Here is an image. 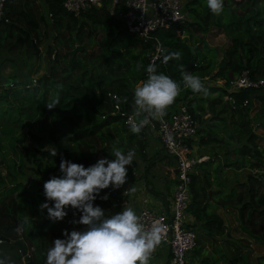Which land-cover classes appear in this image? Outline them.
<instances>
[{"label":"trees","instance_id":"trees-1","mask_svg":"<svg viewBox=\"0 0 264 264\" xmlns=\"http://www.w3.org/2000/svg\"><path fill=\"white\" fill-rule=\"evenodd\" d=\"M42 5L45 12L38 8L34 0H6L4 10L9 21L0 23V50L8 51L7 57H2L0 63L5 59L15 61L9 55L11 52L17 51L20 59L22 55L33 53L32 43L40 45V42L50 41L44 45L47 72L36 80V86L32 85L30 77L19 72L17 77L3 78L0 89V102L20 107L25 105L22 100L26 103L38 100L48 116L46 128L40 127L37 131L28 129L32 144L26 143L19 148V162L15 163L10 157L3 158L4 172L0 174V183L17 184L0 198V257H10L15 264H45L52 241L63 239L65 230L80 231L81 224L74 223L79 219L72 217L77 210L68 207L66 217L53 222L47 218V210L41 211L39 208L45 202L52 205L44 196L43 185L54 176L60 177L56 169L61 158L87 168L99 160L98 154L105 158L112 157L115 146L125 153L134 150L136 157L147 162L146 128L134 134L124 121L125 115L134 112L135 84L138 80L145 81L147 75L143 68L141 72L133 69L123 46L126 47V43L128 46L139 44V51L144 52L142 64L146 67L151 42L126 32L120 21L103 6L90 7L79 15H73L62 7L61 0H42ZM184 7L188 20L155 31L161 46L167 49L165 55L177 51L181 53L179 61L169 60L165 63L155 60L153 63L158 74L163 73L181 82L179 66L193 59L191 71L207 69L212 78L226 81L246 68L250 76L264 79V69H261L264 60V0H224V11L220 16L210 12L206 0H187ZM197 32L201 36L195 35ZM204 32L224 33L229 37V44L219 60L215 61L213 55H205L211 54L207 49L200 53L199 63L194 61L199 50L194 46L190 51L189 46L201 41ZM202 46H206L203 41ZM213 63L215 65L211 66ZM5 79H8L7 83ZM220 87L222 89L217 90V96L209 97L197 95L181 83L180 94L164 117L169 116L178 102H185L192 117L201 120L204 106L199 103L206 101L210 115L202 119L205 127L195 132L199 134V142L222 143L226 146L225 155H232L237 167L263 166L264 147L258 145V134L253 131L250 122L256 121L264 127V107L247 118L245 107L240 102L246 98V103L250 104L252 97H259L264 83L257 88H240L228 93ZM223 94L233 96L236 103L233 108L223 101ZM57 97L59 103L49 108L47 104ZM214 125L221 128L223 136L217 137ZM54 149L57 155L53 157L50 152ZM246 172L245 181L237 182L227 198L237 206L244 229L258 237L260 244H264V183L259 175L249 170ZM205 173L201 177L203 184L207 183L209 172ZM27 176L34 178L37 187H25ZM198 177L192 173V195L187 208L194 221L200 224V228H195V222L191 223L196 243L199 240L198 230L217 234L222 229L218 214L208 211L205 188L202 184L194 185ZM19 179H24V182ZM120 191L109 187L101 190L96 199L102 200L100 197L107 195V200L111 201L119 197ZM17 239L24 244L27 261L20 254ZM201 261L202 264L221 262L210 263L207 256Z\"/></svg>","mask_w":264,"mask_h":264},{"label":"clouds","instance_id":"clouds-1","mask_svg":"<svg viewBox=\"0 0 264 264\" xmlns=\"http://www.w3.org/2000/svg\"><path fill=\"white\" fill-rule=\"evenodd\" d=\"M206 6L213 15L220 16L224 11V0H206ZM160 52L165 63L181 59L179 51L165 55L167 49L161 46ZM179 67L181 82L163 73L158 74L155 63L146 67L137 65V70L143 68L146 71L147 79L134 89L131 132L139 134L152 120L162 119L180 94L181 83L193 93L209 94L199 76L192 75L185 65ZM58 103L59 97L47 106L52 108ZM50 155H57L55 149ZM112 156V160L102 158L87 168L61 158L59 170L62 176H54L44 183V196L52 205L45 202L39 208L41 211L47 210V218L53 222L62 221L67 215L66 209L71 207L81 213L74 223L86 226L84 231L65 230L63 239L52 241L45 264H149L167 226L154 222L150 228H145L141 217L132 207H124L119 213L106 216L104 209L93 204L101 190L110 186L118 189L127 182L126 166L133 164L136 153L134 150L125 153L116 148ZM128 191L135 193L137 189L133 187ZM100 198L107 200L108 196ZM0 264L15 262L4 256L0 257Z\"/></svg>","mask_w":264,"mask_h":264},{"label":"built area","instance_id":"built-area-1","mask_svg":"<svg viewBox=\"0 0 264 264\" xmlns=\"http://www.w3.org/2000/svg\"><path fill=\"white\" fill-rule=\"evenodd\" d=\"M187 0H61L62 7L73 15H79L90 7L103 6L108 12L121 23L122 28L144 41L151 42V50L148 52V62L155 60L163 62V55L160 52L161 43L155 34L156 30L167 29L174 23H184L188 15L184 4ZM6 0H0V23L8 22L4 6ZM147 75V73H146ZM262 77H252L248 69H241L236 75L228 80H222V87L228 92L237 91L240 88L262 86ZM226 102L233 108L236 103L231 94L224 95ZM244 98L240 105L246 104ZM117 106L115 105V108ZM133 114L124 116V121L130 125ZM148 132H153L159 140L162 150L172 156L173 167L170 169L172 182V193L169 202L163 208L156 210L146 206L148 200L142 198V206L136 212L141 217V223L145 228H150L154 222L166 225L165 234L156 251L166 248V264H202L193 262L189 253L195 248L196 235L191 228L193 215L187 210L191 202L190 182L194 167L204 159L205 156H195L191 152V142L196 132V120L188 111L185 102H178L174 110L167 117L154 119L147 126ZM59 176L62 173L59 166L56 169ZM253 174L259 175L264 183V166L249 168ZM129 191L124 187L119 197L114 200L93 201L94 206L105 210V215L119 213L128 203ZM78 211L72 217L80 218Z\"/></svg>","mask_w":264,"mask_h":264},{"label":"rangeland","instance_id":"rangeland-1","mask_svg":"<svg viewBox=\"0 0 264 264\" xmlns=\"http://www.w3.org/2000/svg\"><path fill=\"white\" fill-rule=\"evenodd\" d=\"M34 2L38 6V2H36L35 0ZM39 3H40V7L38 6V8L41 11H44L42 10L44 8L40 0ZM187 3L190 5L189 2ZM197 34L201 36V33L197 32L195 35ZM202 41L206 44V46L201 47ZM46 43H50V41L40 42V45L34 44L36 47H38V51L36 54H34V52L28 53L24 56L23 55L20 56L19 59V55L17 51H14L11 52L9 55H11V58L15 59V61L7 60V59L2 60V62L0 63V89L2 87L3 78L9 76L17 77V75H19V72L22 74H26L27 77H30L32 85L36 86V84H38L36 80L42 78V76L47 72V58H46V54L44 53L45 50L44 45ZM228 44H229V37L226 34L219 33L218 35H214L204 32L202 33V40L196 41L195 44L192 45L193 48L195 46L198 47L199 50L195 55L194 61L199 63L200 53L205 52L207 49L208 52L211 54H205V55H213L215 61L219 60L222 53L224 52V48L227 47ZM125 46L126 47L123 46L124 53L131 60L133 69H135L137 72H141L142 68L140 70H137V65H143L141 56L144 54V52L139 51V44L128 46V44L126 43ZM7 52L8 51L1 49L0 59L2 57H7ZM213 65H215V63H213L211 66ZM192 67L193 65L189 64L187 70L190 71L192 75L195 76L201 75L199 77L201 78L202 82L208 89L209 94L211 92L217 91L219 88L222 89L220 87L222 86L221 79L210 77L208 75L209 71L207 69H200V70L193 69L195 71L193 70L191 71ZM215 68L216 67H214L212 71ZM261 69H264V60L261 64ZM257 75L260 76V73H258ZM140 83L141 81L138 80V82L135 85L138 86ZM32 85H30L29 88ZM38 91L40 92V89ZM209 94L207 96H209ZM258 94L259 97H252L250 99L249 101L250 104L246 103L247 105L246 104H244L245 106L243 105V108L245 107V110L247 112V118H250L251 115L253 114L256 115L260 111V109L264 107V87L259 91ZM197 95H203V94L197 93ZM22 102L25 105L20 107L18 105L17 107L13 103L0 102V174H3L4 172L3 158L10 157L15 160V163L19 162L20 161L19 148L26 143L32 144L29 139V134L27 132L28 129L30 128L31 130L37 131L40 129V127L46 128L48 126L47 124L48 116L47 114H45L44 110L41 109L44 107L43 106L40 107L38 100H33L30 103H26L25 100H22ZM202 105L208 108L206 101H203ZM250 123H251V127L253 128V131L257 132L261 136L256 139L258 145L264 147V127L261 126L256 121L251 120ZM152 135L147 133V135L144 136L146 147L147 146L149 147V150L147 151V155L153 154V151H155V149L157 148L158 151L160 149L159 140L154 139L153 137L154 135L153 136ZM64 143L65 142H63V144ZM114 148L116 149L115 146ZM102 158L105 157L98 154V159H102ZM107 159L112 160L114 159V157L112 156ZM157 164L160 165L161 167L155 165V168L157 172L161 174L163 169L162 167L163 164L162 163H157ZM126 167L128 173H130V171L133 169L132 165ZM200 168H201L200 173H198L199 177H202V174L206 175L205 171H208L209 172L208 178H211L213 182L217 181V174H216L217 171H215V166L213 165L209 166V164H202ZM147 178H148V173H147ZM19 181L24 182V179H19ZM198 182L201 183V180H199ZM16 184L17 183H14L13 186L9 183H5V184L0 183V198H2V195L5 192H7V190L13 189L16 186ZM3 185H5L8 188H6L5 186L2 187ZM24 185L27 188L37 187V183L34 181V178H31L30 176H27V180L25 181ZM167 186H168V193L166 192V196H167L166 198L169 202L172 193V182L170 180L167 181ZM150 202L151 201L148 200L147 202H145V205L152 207L156 210H159L158 203L151 204ZM244 226L245 225L243 223L242 225L243 228H241L240 225L233 230L227 228L226 229V233L228 235L227 240H214L210 237L209 238L211 240H207L208 239L207 237L204 240L203 236L202 235L199 236L197 233L198 238H200L201 240H198L195 245V248L192 251H190L189 253L190 260L193 262H202L201 259L207 256L210 263L211 262L217 263V261L220 260L222 264H264V244L262 243L260 244V240L258 239V237L251 235L249 232H247L244 229ZM75 230L79 231L77 229ZM195 256L198 257L199 260H195L194 259Z\"/></svg>","mask_w":264,"mask_h":264},{"label":"crops","instance_id":"crops-1","mask_svg":"<svg viewBox=\"0 0 264 264\" xmlns=\"http://www.w3.org/2000/svg\"><path fill=\"white\" fill-rule=\"evenodd\" d=\"M35 1L38 2V6L40 7L39 0H35ZM40 1L42 4V0ZM214 35H218V34L214 33ZM217 95H218L217 91H214L209 94V97H215ZM222 98L224 101L225 100L224 94L222 95ZM193 104L196 105V102H193ZM199 104H203V102H200ZM204 110H205L204 112L206 113L204 112L202 113L201 120L195 119L196 130L204 126L202 119L207 118L210 115V112L206 106H204ZM213 129L215 130L217 137H221L224 135L223 132L221 131V128H219V126L214 125ZM148 134L150 135L153 134L154 136L153 135L152 136L154 137V139H157L153 132H148ZM258 137L261 136L258 134ZM225 148L226 146L219 142H210L206 144L200 143L198 133L194 135V138L191 142L192 154L195 156H200V155L205 156L204 159L201 160L199 163H197L196 166L194 167V173H196L198 176L202 164H209V166L213 165L215 166V171H217L216 182H213L211 178H208L207 183L203 184L202 178L198 177L196 180V184H194L196 187L199 186L200 184L203 185L207 193L208 211H213L217 213L222 221L221 230L223 231H219L217 234L215 233L209 234L207 233L206 230L203 231L198 230V235L199 236L202 235L204 240L206 237L208 238L207 240H211L210 238H216L217 240H227L228 237L226 233L227 228L233 230L236 229L239 225L241 226V228H243L242 227L243 224L241 223V220L238 216L237 206L230 202V199L227 198V195L231 191V188L237 186V182L245 181L247 174L246 170H249V168L237 167V165L233 163V156L225 155ZM148 150L149 147L148 146L145 147V158H147V162L140 160V158L135 156V160L132 164L133 169L130 171V173L127 174V182L120 188L121 190L124 187H127L128 189L135 187L137 189L135 193L129 192L128 203L125 206V207H132L136 212L142 206V200H141L142 198H146L147 200L151 201L150 202L151 204L158 203L159 208H163L166 202H168L166 198L167 197L166 192L168 193L167 181L168 180L171 181L170 169L173 167L174 164L173 158L172 156L166 154L162 150L161 145L159 151L157 148L155 149V151H153V154L147 155ZM157 163L163 164L162 166L163 169L161 174H159L155 168V165L161 167ZM146 164H147V169L144 170ZM147 173H148V178H147ZM198 180H201V183H199ZM190 195H192L191 190H190ZM193 222H195L196 224L195 228H200V224L194 221V217L192 218L191 223ZM199 240L201 239L199 238ZM166 259H167L166 248L161 247L156 251L154 256L150 259L149 264H166ZM194 259L199 260L198 257L196 256L194 257ZM219 264L222 263L219 262Z\"/></svg>","mask_w":264,"mask_h":264},{"label":"water","instance_id":"water-1","mask_svg":"<svg viewBox=\"0 0 264 264\" xmlns=\"http://www.w3.org/2000/svg\"><path fill=\"white\" fill-rule=\"evenodd\" d=\"M32 46H33V52H34V54H36L37 51H38V47H36L34 45V43H32ZM192 48H193V46H189V50L190 51H192ZM73 51H74V49H72V52ZM189 64L193 65V59H190L189 61H187V62L184 63V65L186 66V69L189 67ZM4 82L7 83L8 82V79H5ZM84 230H86V228H85V226H82L81 227V231H84ZM16 242H17V245H18V249L20 251V254L23 256V260L24 261H27L28 260V256H27V254L25 252L23 242L21 241V239H17Z\"/></svg>","mask_w":264,"mask_h":264}]
</instances>
